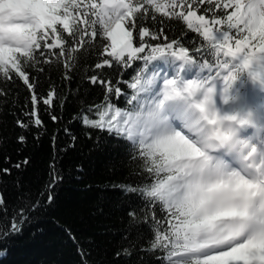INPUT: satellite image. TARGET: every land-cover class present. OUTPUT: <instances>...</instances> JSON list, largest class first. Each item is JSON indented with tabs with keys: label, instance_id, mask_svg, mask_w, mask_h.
<instances>
[{
	"label": "snow or ice",
	"instance_id": "snow-or-ice-1",
	"mask_svg": "<svg viewBox=\"0 0 264 264\" xmlns=\"http://www.w3.org/2000/svg\"><path fill=\"white\" fill-rule=\"evenodd\" d=\"M150 13L153 21L157 14L176 21L178 33H166L163 21L158 31L138 27ZM98 35L107 43L96 69L115 65L122 73L142 63L125 82L130 92L103 71L91 76V84L104 86V100L73 119L138 138L129 158L140 177L133 187L146 199L138 223L152 231L141 250L160 264H264V0H32L0 13V108L13 88L27 92L16 143L24 145L26 133L38 140L44 116L62 120L55 109L66 97L51 84L42 89L45 65L64 58L63 78L71 79L78 63L72 54ZM120 97L123 109L114 103ZM63 132L75 141L69 128ZM5 144L0 137V150ZM55 165L49 188L63 179ZM7 214L0 204V216ZM129 216L136 219L134 211ZM17 217L25 218L24 208L0 235L18 231Z\"/></svg>",
	"mask_w": 264,
	"mask_h": 264
},
{
	"label": "trees",
	"instance_id": "trees-1",
	"mask_svg": "<svg viewBox=\"0 0 264 264\" xmlns=\"http://www.w3.org/2000/svg\"><path fill=\"white\" fill-rule=\"evenodd\" d=\"M31 2L23 0L21 5ZM159 21L164 22L165 32L170 36L178 33L177 22L159 14L153 21L150 13L148 19L138 21V27L142 24L150 31H158ZM85 41L84 47L72 54L78 63L69 73L71 79L63 78L64 58H59L60 64L45 65L42 89L47 91L51 84L58 97L66 99L62 108L55 109L62 116L59 123L54 124L44 116L46 131L38 140L26 133V143H16L21 130L15 127V118L27 95L22 86L13 88L0 108V137L6 141L0 150V168H11L10 175L0 172V194L4 197L0 204L8 208L7 216H0V228L20 208L25 209V218L17 217L18 231L0 235V264H160L159 259L141 250L148 247L152 231L149 225L138 223L144 216L141 210L146 207V199L133 187L140 182L129 160L133 147L117 133L87 128L79 118L73 119L82 107L104 100V86L91 84V76L103 71L107 74L106 81L111 80L114 86L130 92L125 82L131 80L142 62L137 61L122 73L115 65L96 69L98 59L103 58L102 43L107 41L102 42L99 35L94 43L87 37ZM89 44L93 46L89 48ZM114 103L125 107L123 97L114 99ZM65 127L76 137L74 142L64 134ZM6 156L11 157L7 163ZM25 158L27 165L21 164L19 170L13 167ZM53 160L63 179L49 188ZM133 211L135 220L129 216Z\"/></svg>",
	"mask_w": 264,
	"mask_h": 264
},
{
	"label": "rangeland",
	"instance_id": "rangeland-1",
	"mask_svg": "<svg viewBox=\"0 0 264 264\" xmlns=\"http://www.w3.org/2000/svg\"><path fill=\"white\" fill-rule=\"evenodd\" d=\"M22 2L23 0H0V13L14 10ZM259 100L264 101V97H260Z\"/></svg>",
	"mask_w": 264,
	"mask_h": 264
},
{
	"label": "clouds",
	"instance_id": "clouds-1",
	"mask_svg": "<svg viewBox=\"0 0 264 264\" xmlns=\"http://www.w3.org/2000/svg\"><path fill=\"white\" fill-rule=\"evenodd\" d=\"M125 139L127 140V142L129 143L130 146H132V147H136L137 146V140H138V138H129V137H126Z\"/></svg>",
	"mask_w": 264,
	"mask_h": 264
}]
</instances>
